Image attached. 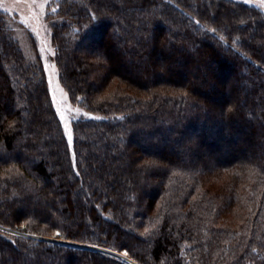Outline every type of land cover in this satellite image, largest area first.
Here are the masks:
<instances>
[{
  "label": "trees",
  "instance_id": "16d2710c",
  "mask_svg": "<svg viewBox=\"0 0 264 264\" xmlns=\"http://www.w3.org/2000/svg\"><path fill=\"white\" fill-rule=\"evenodd\" d=\"M57 5L60 76L90 114L69 142L39 55L0 11V223L140 264H264V12L240 0ZM0 264L129 263L0 229Z\"/></svg>",
  "mask_w": 264,
  "mask_h": 264
},
{
  "label": "rangeland",
  "instance_id": "374dc122",
  "mask_svg": "<svg viewBox=\"0 0 264 264\" xmlns=\"http://www.w3.org/2000/svg\"><path fill=\"white\" fill-rule=\"evenodd\" d=\"M59 0H0V11L9 14L15 31L16 39L23 50L29 55L40 57L45 70L50 96L55 110L60 118L64 131L68 137L71 133L74 139V122L90 113L77 101H75L63 83L60 69L56 62L57 49L53 42V21L57 18V2ZM259 7L264 12V0H240ZM55 9V11H52ZM37 50V52H36ZM64 117L63 119L61 117ZM71 140V142H72ZM234 213L226 214L225 220L234 219ZM10 227L0 223V229L16 236L48 239L61 242L79 248H92L104 255L122 259L129 264H140L135 261L125 250H116L112 247L82 242L79 240L60 238L55 236H43L38 233L28 232L23 227Z\"/></svg>",
  "mask_w": 264,
  "mask_h": 264
},
{
  "label": "snow or ice",
  "instance_id": "6c2138e0",
  "mask_svg": "<svg viewBox=\"0 0 264 264\" xmlns=\"http://www.w3.org/2000/svg\"><path fill=\"white\" fill-rule=\"evenodd\" d=\"M52 11H55V9H53ZM93 18H95V17L93 16ZM61 118L63 119L64 117L62 116ZM68 140H69V142H71V140H72V136H71L70 132L68 134Z\"/></svg>",
  "mask_w": 264,
  "mask_h": 264
}]
</instances>
